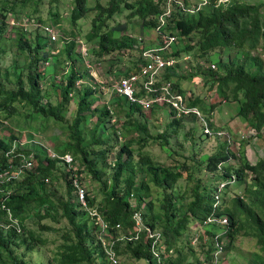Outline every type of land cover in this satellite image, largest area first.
Masks as SVG:
<instances>
[{
  "label": "trees",
  "instance_id": "16d2710c",
  "mask_svg": "<svg viewBox=\"0 0 264 264\" xmlns=\"http://www.w3.org/2000/svg\"><path fill=\"white\" fill-rule=\"evenodd\" d=\"M45 1L0 0V40L6 31L12 30L14 37L10 39L14 50L27 55L24 63L12 62L9 67L2 68V55L6 48L0 45V112L5 111L10 117L23 116L31 122L42 120V129L50 121L54 124L60 122L65 124L61 126L66 134V140L53 148L55 157L49 156L43 142H35L32 146L31 143L25 144L32 148L18 144L11 150L17 136L10 134L8 139L0 138V174L6 171L12 174L15 165L31 155V165L22 169L25 172L23 179L14 176L0 178V264L50 263L41 255L36 259L28 257L30 252L37 253L46 242L35 231L26 228L25 221L32 216L37 220L46 217L57 222L65 220L59 231L62 242L52 256L56 264H111L108 248L117 257L126 253L136 260H144L145 264L212 263L211 252L217 246L222 250L226 248L224 237L233 240L242 227L243 217L253 226V235L263 251V255L253 253L248 264H264V153L256 163H251L243 140L239 142L237 151L230 149V135L191 169L186 162L172 165L157 162L142 148L135 152L126 138L132 130L154 140H163L164 146L169 145L170 148L169 138L176 133L182 118L189 114L201 128L202 123L191 110L188 114L177 115V110L170 106V120L165 130L149 134L142 107L117 94L115 103L122 105L127 120L116 126L111 115L114 111L107 102L99 107L93 106L101 100L102 85L88 71L93 61L90 54L99 61L125 48L134 51L135 38L128 34H114L125 30L126 26L108 22L126 9L130 10L128 17L141 20L142 28L155 31V39L160 40L166 29L176 30L177 39L170 46L168 55L179 58L193 54L195 58L205 57L206 60L215 50L220 53L235 46L242 51V58L223 60L217 56L214 69L196 64L191 66L193 70L182 74L178 72L177 64L167 67L155 83L158 88L156 94L161 92V84L171 81V90H175L183 100L186 91L181 85L182 80L200 75L205 83H209V91H214L221 100L238 102L236 116L259 136L264 128V62L251 52L260 46L264 37V16L260 11L264 1L262 4H250L226 0L215 5L218 0H209L210 6L195 14H176L159 33L155 28L163 0H108L105 4L97 2L92 7L88 0H71L68 21L72 26L86 17L89 11H96L91 19L93 35L86 41L80 27L78 34L63 30L60 35L63 46L56 53L51 52L54 44L50 46L42 26L60 25L59 0H49V22L39 13ZM52 6L56 9L53 10ZM25 8L31 9V14H27L29 25L13 26L6 21L8 16L21 13ZM77 37L87 46L86 55L77 48L80 43ZM140 61L139 56L126 64L123 74L137 72ZM40 62L44 65L43 70H38ZM8 76L13 77L11 87L4 84ZM43 79H48L55 88L54 102L43 88ZM70 102L75 103V110L68 120ZM202 102L199 95L192 94L185 107L198 110L207 126L219 131L211 119L216 103L207 109L202 107ZM16 104L27 111L19 114ZM136 113L139 116H134ZM94 116L95 122L91 124ZM17 127L23 129V126ZM202 134L210 137L203 131ZM139 140L145 142L143 137ZM65 154L71 157L69 162L63 158ZM34 161H37L36 166ZM84 170L98 182L102 191V198L97 202L94 194L85 192L88 209L81 207L74 183V180L81 183ZM202 170L208 173L209 181L201 178ZM185 171L188 179L195 181L190 188L189 199H186L184 186L179 183ZM54 172H60L63 177L66 198H55L47 187L46 182L54 178ZM231 181L239 183L233 195L228 192ZM221 182L225 185L220 193L221 200L215 205L214 196ZM155 189L160 190V200L158 195L154 196ZM89 209H95L107 224V235L112 241L107 248L102 245L103 236L89 215ZM135 211L140 212L146 230L138 231L133 217ZM222 216L228 220L224 225L209 221ZM38 229L41 232L56 231L49 225H40ZM195 237V242H192Z\"/></svg>",
  "mask_w": 264,
  "mask_h": 264
},
{
  "label": "rangeland",
  "instance_id": "374dc122",
  "mask_svg": "<svg viewBox=\"0 0 264 264\" xmlns=\"http://www.w3.org/2000/svg\"><path fill=\"white\" fill-rule=\"evenodd\" d=\"M9 1L12 2L15 0ZM107 1L108 0H88V4L92 7L97 2L105 4ZM240 1L250 4H262L264 0ZM49 6V0H46L43 4H41L39 11L41 17L47 20V22H49ZM70 8L71 0H59V11L61 13L62 20L60 22V25L54 26L56 32H58V39L54 42V50L63 46V42L60 41V35L63 30L74 31L76 33L80 27L81 35L84 39H86V41L92 38L93 32L91 30V19L95 15L96 11H89L86 17L80 19L77 22V28V24L75 26H72L68 21ZM52 9L55 10L56 7L52 6ZM260 11L262 16H264V5L261 6ZM30 12V8H25L23 9V11H21V13L11 14L10 16H8L6 18V21L13 26L28 24L29 20L27 19V14ZM129 13L130 10L126 9L122 14L115 15L114 18L109 20L108 22L110 25L119 23L126 26L125 30L116 31L114 33L115 36L128 34L132 38L136 37L137 41H135L136 47L134 48V51H129V53L128 50L125 51L126 53H123L122 51L115 52L99 61H96L95 56H93L92 54H90L89 57L93 59V61L91 62L88 71L95 78V80L102 85L101 92L99 94L101 96V100H97L93 106L99 107L100 105L107 102L110 105L111 109L114 111L111 115L113 116L112 122L114 121L116 126H119L124 121H126L127 117L125 116L124 110L121 108L122 105H117V103H115L117 101L115 82L117 81L118 77L123 74L125 65L133 60L135 61L137 57H139V53L141 50L145 48H153L155 45V31L150 28H142L141 20L137 17H128ZM16 22H19V24L17 25ZM12 37H14V33L12 32V30L6 31L5 35L0 40V45L5 46L6 48L5 54L2 55V68L9 67L12 62L22 64L25 62V56H27L24 52L21 53L14 50V46L12 45L13 41L10 39ZM138 37H141V39L138 40ZM191 41L195 40L191 39ZM50 46H52L51 43ZM77 48L81 50L80 45H78ZM251 54L258 55L264 62V37H262L260 40V46L253 50ZM217 56H221L223 60H230L242 58L243 54L242 51L235 46L220 53L219 51L215 50L214 52H212L209 59L206 60L205 57L195 58L193 54H184L179 57V60L177 62V70L179 73L184 74L187 71L193 70L191 66H195L196 64H202L206 66V64H208L209 62L215 63V60H217ZM38 66V70H43L44 65L41 64V62L38 64ZM46 76L47 75H45L44 77ZM3 78L4 77H2L1 80H3ZM12 80L13 77L8 76V78L4 80L5 86L11 87ZM56 80H58V77L56 78ZM43 81V88L48 93V98H50V100L54 102L56 99V96L54 95L55 88L52 87L48 79H43ZM181 85L186 91V98L185 101H183V105L187 103L188 98L192 96V94L199 95L202 98V107L204 108L208 109L211 104L216 103V107L212 112L211 119L214 125L220 128V134L216 133V135H210L209 138H207L206 136L204 137L202 134L203 130L201 126L198 125L199 123H197L196 120L188 114L181 119V124L176 129V133L169 138L170 148H168L169 145L164 146L163 140H154L134 130L130 131L126 138L127 140H130V147H132V149H135V152H137L139 148H142L143 151H145L153 160L157 162L165 165L186 162V164H188L189 168L191 169L196 162H200L201 159H204L208 154L212 153L217 148L220 141L228 138V136L230 135L231 139L228 141L230 149L237 151L239 142L243 140V142L245 143L246 156L251 163H256L263 156L264 128L261 134L258 136L256 135V132L251 129L244 120L236 116L238 109V102L236 100H221V98L217 94H215L214 91H209V83H205L204 79L200 75L193 76L191 79L188 78L182 80ZM45 100L46 99L44 98L43 101ZM16 108L19 114H23L27 111V109L20 104H16ZM74 110L75 103L70 102L69 110L67 111L68 120L71 119ZM169 111L170 108L162 103L152 106L148 110H141L142 114L147 119V128L149 130V134L161 133L165 130L170 120ZM136 115L139 116L138 113L134 114V116ZM0 120H2L3 124L5 125H0V138L8 139V136L10 134H15L17 136L16 140L12 142L11 150H14L18 144L32 148L25 144L31 143L32 146V144L35 142H43L47 146L48 154H53V148H55V145H61L66 140V134L63 131V127L61 126L65 124L60 122L59 124H54L52 123V121H50L49 123H47L45 129H42L41 127L44 125L42 120L31 122L30 119L27 120L23 116L10 117L5 111L0 112ZM94 120L95 116L91 118V124L95 122ZM17 125L23 126V129H21L20 127L19 129ZM29 128H32L33 130H30ZM37 129H40L41 131L38 132L36 131ZM140 137H143L145 139V142H141L139 140ZM121 140H124V137H122ZM28 156L31 159V155L29 154ZM66 156L67 154L65 155V157ZM231 162L233 163V161ZM36 164L37 161H34V166H36ZM54 174V178H50L49 181L46 182L47 187L54 193L55 198H59L62 196L66 198V186L63 177L60 175V172H54ZM200 174L201 178L205 182L210 180V178H208L209 176L206 175L208 173L204 172V170H202ZM24 176L25 174L19 172L16 178L23 179ZM247 181L249 182L250 179L247 178ZM179 183L184 186L186 199H189L190 188L194 186L195 181L189 180L187 177V172L185 171L183 172V177L180 179ZM81 184L84 186L86 191L91 192L92 194H94V196L97 197L96 202L100 198H102V191L100 190L98 182L94 180V178L87 171L81 173ZM238 186V182L231 181L228 187V192L233 195ZM242 187L243 185H241V189ZM156 192H158V194ZM156 195H158L160 200L161 194L159 189H155L154 196ZM244 197L246 198V196ZM40 212L42 214L43 210H41ZM90 220L93 222V219ZM243 220L244 221L242 227L239 229L233 240L229 241L228 238L224 237L226 248L222 250L221 255L216 251L214 252V264H248V261L253 253L263 255V251H261L260 245L257 243L256 237L253 235V226L244 217ZM40 225H49L50 227L54 228L53 230L56 231L41 232V230L38 229ZM64 225V219H60V221L57 222L51 217H46L41 220H37V217L35 216L28 218L25 221L26 228L32 229L46 240V242L37 250V253L30 252L28 257L36 259L37 255H41V258L44 261H47L48 263L50 262L49 264H56V260L55 258H52V256L58 249V245L62 242L59 231L64 227ZM105 241L108 243L110 239L106 238ZM122 248L123 246L120 248V251ZM217 255L219 257H217ZM117 259V264H145L144 260H136L126 253H120Z\"/></svg>",
  "mask_w": 264,
  "mask_h": 264
},
{
  "label": "built area",
  "instance_id": "2783aa9c",
  "mask_svg": "<svg viewBox=\"0 0 264 264\" xmlns=\"http://www.w3.org/2000/svg\"><path fill=\"white\" fill-rule=\"evenodd\" d=\"M226 0H218V2L215 4L217 5L219 2H224ZM209 0H163L160 4L161 12L157 19V26L155 28L156 31L160 33V30L166 26L176 14L183 15V14H195L198 12V10L205 9L209 7L210 5ZM17 24V22H16ZM26 25V24H25ZM42 32L43 34L48 38L50 43H53L58 39V32H56V29L53 25L45 24L42 26ZM176 30L174 28L166 29L164 33L161 34V39H155V45L153 48H145L140 51L139 56L141 57V61L139 62V68L137 72L135 73H128V74H122L118 77L117 81L115 82V89L118 95L122 96L123 98L127 99L131 103L139 104L142 109L148 110L150 107L157 105V104H166L168 107L175 108L177 110V115L179 113L188 114L191 110V112L195 113L199 119V122L202 123V130L204 133L210 135H216V133L220 134L219 131H213L210 127L207 126V123L205 121V118L203 115L196 109H187L185 105H183V101L181 96H179L175 90H171V81H167L164 84H161L160 90L161 92L159 94H156L158 91V88H156L155 83L158 81L160 76L162 75V72L165 71L167 67H175L179 58L168 55L170 52V46L174 44V42L177 39ZM136 40V37H134ZM141 37H138V40H140ZM61 41V40H60ZM77 41H79V45L81 47V53L83 55L87 54V46L82 43V41L77 37ZM137 41V40H136ZM136 47V43L134 44V48ZM54 48V46L52 47ZM59 48H56L55 50L52 49V53H56ZM129 49L125 48L122 50L123 53H126L125 51ZM205 67H210L212 69L216 68L214 62H209L206 64ZM66 155V154H65ZM63 158L66 161H70L71 157L67 154V156ZM50 157H55V154H49ZM31 165L30 157L27 155V158L24 159L20 164L15 165L14 172L12 174H8V171L0 174V178L5 176H14L17 177V174L21 172L24 174L25 172L22 171L23 168H28V166ZM7 177V180L8 178ZM75 186H76V195L78 197L79 203L82 208L88 209V205L86 203V200L84 199V195L86 192V189L84 186L80 183L78 184L77 181L74 180ZM225 185V182H221L219 184V187L217 189V192L214 196L215 198V205H217L220 202V196L221 191ZM89 215L94 219V222L99 226L100 228V234L103 236L101 239L102 245L107 248V246L112 244V241L110 240L108 243L105 241L106 238H108L107 235V224L106 222L99 216V214L96 212L95 209H89ZM133 217L136 221L137 229L138 231H144L146 228L144 227L142 221H141V214L138 211H135L133 214ZM210 222L215 221L219 224H226L227 223V217L222 216L221 218H214L209 219ZM110 239V238H109ZM196 237L192 240V242H195ZM217 252L221 255L222 248L220 246H217V248L211 252L212 254V263L207 264H214V252ZM108 257L110 259L111 264H117L118 259L117 255L114 253V251L111 248H108ZM217 257H219L217 255ZM203 259V257H201Z\"/></svg>",
  "mask_w": 264,
  "mask_h": 264
}]
</instances>
